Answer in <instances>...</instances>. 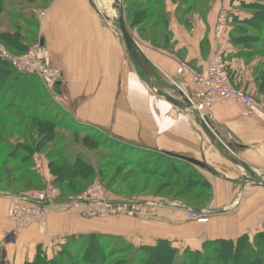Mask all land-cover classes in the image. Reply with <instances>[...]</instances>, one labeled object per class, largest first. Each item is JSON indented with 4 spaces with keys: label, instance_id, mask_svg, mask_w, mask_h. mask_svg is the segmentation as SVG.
I'll use <instances>...</instances> for the list:
<instances>
[{
    "label": "crops",
    "instance_id": "1",
    "mask_svg": "<svg viewBox=\"0 0 264 264\" xmlns=\"http://www.w3.org/2000/svg\"><path fill=\"white\" fill-rule=\"evenodd\" d=\"M134 1L127 0L125 7ZM158 1L168 22L169 42L162 45L140 36L138 31L134 33L155 70L158 89L178 98L181 88H192L189 79L178 73L180 63L205 70L211 55L218 50L226 56L231 81L264 100L258 79L264 73V52L257 50L263 41H239L233 37L235 17L240 21L250 19L252 4L262 0ZM27 2L26 14L13 8L12 3L4 4L6 11L35 20L48 61L63 71V80L53 93L58 108L77 123L111 137L200 160L205 164L200 168L202 176L210 184L208 204L213 207L206 223L189 220L186 210L174 204L163 205L156 218L107 220H85L71 209L53 208L43 232L29 227L16 234L8 210L12 195L16 194L0 193V264L32 262L39 248L53 252L72 234L120 236L136 246H152L167 240L177 247L198 250L210 242L235 241L264 230V188L245 183L244 173L225 157L206 132V136L202 135L198 120L186 109L150 93L138 69L127 60L124 39L111 23V15H116L112 2ZM222 11L229 15V22L227 30L217 36ZM146 30L147 27L139 29ZM212 121L220 140L260 176L258 172H264V113L249 114L242 104L223 100L216 104ZM44 165L43 161L40 173L50 181L52 176Z\"/></svg>",
    "mask_w": 264,
    "mask_h": 264
},
{
    "label": "trees",
    "instance_id": "2",
    "mask_svg": "<svg viewBox=\"0 0 264 264\" xmlns=\"http://www.w3.org/2000/svg\"><path fill=\"white\" fill-rule=\"evenodd\" d=\"M262 1H257L252 4L251 7L253 9V16L250 19L240 21L237 17H235L237 21H234L237 22V26L233 31V37L235 40L239 41H243L244 39H261L263 42L259 45L257 50L264 52V2ZM159 3L160 2L158 0H151L150 7L146 9L145 5L147 4L141 2V0H135L127 7V14L131 20L129 21L133 25H142L141 27L143 28L147 27L143 25L144 21H149L150 19L157 17V20L152 23V31L155 32L157 30L155 33L159 34H149V37L152 42L166 45L169 42V33L167 31L168 22L162 9L159 8ZM0 4V13L5 14V16L0 20V41L3 42L8 49L16 53L25 52L33 45L38 44L39 36L37 34V24L35 20H25V18H23L20 14L6 11L3 0H0ZM20 45H23L22 48L25 49H20ZM0 61L6 67L1 66L2 64L0 62V95H2V98L0 99V167L2 169V173L0 174V183H6L8 186L10 184L18 185L24 181L26 176H28V180H26L27 182L24 185L27 189L24 191L14 188L9 189L10 193L19 195L29 190V188L33 186V184H36V182L39 183V186H41V184L44 186L43 180L40 178L39 173L36 170L34 155L39 153L42 150V147L46 146V144L50 142H53L56 138L61 146H63L64 137H59L55 133L56 119L44 116V112L43 114H40V111L38 110L39 106L36 102L32 107L27 106V99H25L27 96L24 98L22 95L24 93L29 94V91L21 92V90L19 91L20 88H17L14 92L12 91V93H10L12 87L6 81L11 72L28 76L30 74L20 73L7 61L3 59ZM31 77L33 76L31 75ZM34 78L37 79V76H34ZM258 79L260 81L259 91L264 97V73H261ZM22 99L24 100L22 101ZM27 118L29 120H27ZM16 121H21V125L18 124V126L24 127L23 137L19 138V140H13L11 137H8L10 134L8 133L10 127H15L11 123ZM31 126L32 129H30ZM85 130L88 132L89 130L91 131L90 128ZM98 131L94 134H86L81 141L77 138L75 143L79 141L80 143H88L91 140H95V142L102 146H106L111 142L117 143L118 146L122 147L121 150L116 151L114 149L115 146H110L112 148L110 152L102 151L99 155H102L103 158L114 157L115 159L130 165H135L143 174L150 176L161 174V171L164 170L166 165H169L168 168H171V171L167 174L169 180L168 184L171 187L175 186L182 189L179 191L178 195H182V193L184 195V192H186L188 197H192L193 201H197L199 203L203 202L204 204L210 200V184L203 176L205 184L195 186L192 183V179L196 176H194L195 172L192 168L186 175L179 174L178 171L173 168L175 164L176 166H182L184 164L188 165L189 163L176 160L168 155L167 152H157L156 150L144 147L131 141L127 142L126 140L124 141L122 139L108 137L106 134L101 131L99 133ZM37 134L40 135L39 138H36ZM96 146L97 145L94 147ZM127 150L130 153H137L131 156L133 159L130 158L129 155H127L128 157L123 155L126 154L125 152H127ZM54 151L52 155L57 153ZM60 151L61 149L58 150L59 153ZM63 155L64 153L62 152V158L60 160L51 159L49 162L50 172L53 176L52 184L56 185V187L60 189L62 200L69 197H71V199L76 197L86 188L87 180H90L94 177V175H96L94 169L92 168L93 165L89 162H82L80 157L73 158V156L71 157L70 155ZM150 155H152L153 158L155 157V160H147ZM156 159L161 160V166L153 168H149L148 165L143 166V161L145 160H147L149 165L153 166L154 163H150V161L156 162ZM19 160L21 161L19 165H15L13 167L9 166L10 162H17ZM30 165L32 166L31 168H29ZM190 165L191 167L198 168V166L193 164ZM15 173H19L18 176H15ZM112 173L113 170L111 166L104 165L102 176H104V179L108 180L107 183L109 188H112V186L115 185H120L122 182L124 183L128 177L129 179H133L134 177ZM151 181L152 178L151 180L149 178V180L145 183L148 188L151 186ZM128 186L129 187L127 188H129V190H135L136 188V193L139 192L138 187L131 188L130 185ZM159 187L160 185L154 188V191H156ZM156 194L158 193L156 192ZM178 195H176V198H178ZM188 200L191 199L188 198ZM181 202L196 211L203 208L201 206H193L184 200H181ZM206 204L204 206H206ZM68 238L72 240V243L63 247L56 256L49 258L47 254L43 253L41 251L42 249L39 248L35 259L32 262H26L25 264H106L107 260L115 255L128 252L132 254L131 256L136 254L131 251L132 248L136 246L120 236L103 233H88L74 234L73 236H68ZM209 244H214L213 251L216 252L217 257H221L222 260L224 257L225 259L227 258L224 256L225 252L227 255L234 253L236 258L239 257L237 255H240L241 258L239 260H235L234 264H264V232L257 233L254 236V239H252L250 235L246 234L235 241L218 240L207 243L205 246ZM173 249L176 248L173 247L167 240H160L152 246H139V250L134 257L140 262H135L133 264H147L148 260L150 261L148 264H162L168 256L170 257L169 253L172 252ZM186 249L192 251L190 250L191 248ZM112 264H132V262L115 260Z\"/></svg>",
    "mask_w": 264,
    "mask_h": 264
},
{
    "label": "rangeland",
    "instance_id": "3",
    "mask_svg": "<svg viewBox=\"0 0 264 264\" xmlns=\"http://www.w3.org/2000/svg\"><path fill=\"white\" fill-rule=\"evenodd\" d=\"M27 1H29V0H27ZM27 1L26 0H3V2L5 4L6 3L7 4L12 3L13 8H15L17 10H21L25 14L28 13V10H26L27 8L25 7V6L29 5L28 4L29 2H27ZM101 1H103V3L109 2L108 0H101ZM121 2L125 3L124 0H121ZM141 2L147 4V5H145L146 9L150 7L151 0H141ZM44 5H45V3L40 5V6L44 7ZM124 6H125V4H124ZM0 8H1V6H0ZM126 9L127 8L125 7V10ZM4 16H5L4 13H0V20ZM111 16L113 18V22H111V23L115 26V28L117 30H119L118 33L121 34L120 28H118L119 23H118L117 14L116 15L113 14ZM126 16H127V24H128L130 33L134 37L135 40H136V38L134 36L135 35L134 33H136V31H138L140 36L147 37L149 40H151L149 37V34H152V35L159 34V33H155V32H157V30L155 32L152 31V23L157 20V17L156 18L154 17V18L150 19L149 21H144L143 25L147 26V30L144 32H141V31H139V28L142 25H139V26L133 25L130 22L131 20L129 19V16L127 14V10H126ZM121 36H122V34H121ZM136 42L138 44L137 40H136ZM0 43L2 45H4L3 42L0 41ZM35 45H39V43L35 44ZM35 45H33V46H35ZM138 46H139V44H138ZM22 47H23V45H20V49ZM258 47H259V45H258ZM22 49H25V48H22ZM125 49H127L126 44H125ZM10 51L12 52V50H10ZM27 51L28 50H26L25 52H27ZM25 52H19V53L12 52V53L24 54ZM126 52L128 54L127 60L129 62L131 61L132 64L134 65V67L136 68L135 64L133 63V61H132V59L128 53V50H126ZM0 60H2L1 57H0ZM1 64H2V62H1ZM1 66L5 67L3 64ZM138 72L140 73L141 79L145 82L150 93L152 95H154L156 98H160V97L156 96L151 91V89L149 87V84L151 81L141 71L138 70ZM32 76L33 77H31V75L28 76V75H23V74L11 72L9 74V77L7 78V81H6L12 87V90H10V93H12V91L14 92V90H16L17 88H20L19 91L21 90V92L29 91V94L24 93L22 95L24 98L27 96V98H25V99H27V103H26L27 106L32 107L34 105V103L36 102V104L39 106L38 110L40 111V114H43V112H44L45 113L44 116H48L51 119L52 118L56 119L55 120L56 121L55 133L59 137L63 136L64 141H63V146H61V144L59 143V141L56 138L53 142H50V143L46 144V146L42 147V150L39 153H36L34 155L35 156L34 160H35L36 170L39 173L40 178L43 180L44 186H42V184H41V186H39V183L36 182V184H33V186H31L29 188V190L23 192V194L27 193V192L35 191V190H44L49 185H53L56 187V185L52 184V179L50 181H48L45 177H43L41 175L40 169L42 167V162L44 161V163H45L44 167L48 166V169L50 172V168H49L50 160L51 159L52 160H56V159L60 160L62 158V152H63L64 155H70L71 157L73 156V158L80 157V160L82 162H89L91 165H93L92 168L94 169L96 175H94V177L91 178L90 180H87L86 188L82 192H80V194L85 192L87 189L91 188L95 183H101L102 186L104 187L105 195H110L113 199H116V200H123V201L124 200H126V201L127 200H133V201H148V202L149 201H157L158 205H159V203H161V205L162 204L165 205L164 203H169L170 205H172V204L175 205V204H177L176 200H178V201L184 200L193 206L203 207L202 209H200L201 211L202 210H209L211 212L212 207H213L211 203L208 204V202H205V204L207 203L208 205L206 204L207 206H204L205 204L203 202L199 203L197 201H193L192 197H188L186 192H184V195H183V193H182V195H178L179 191H181L182 189L177 188L175 186L171 187L168 184L169 180H168L167 174L171 171V168H168L169 165H166L164 170L161 171V174H163V175H161V174H158L156 176L145 175L135 165H130L128 163H125L123 161L115 159L114 157L103 158L102 155H99L100 152L102 153V151L110 152V150L112 149L110 146H115L114 149L116 151L121 150L122 147L118 146L117 143L111 142V143H108L106 146L99 145V143L95 142V140H91L88 143L87 142L86 143L85 142L80 143V141L84 138V136L86 134H88V133L94 134L98 130H95L93 127H90V126H87V125H84L81 123H77L76 120H74V118L70 117V115L67 114L64 110H62L61 108H58L57 104L55 103V101L53 99V93L56 91L55 90L56 85H53L52 87H47L46 84L44 83V81H42L40 78L37 77V79H39V80H37L36 78H34V75H32ZM49 88H51V89H49ZM45 91H46V93H45ZM254 94H255L256 98L258 99V101L261 104H263V106H264V100L258 98L256 93H254ZM1 98H2V95H0V99ZM160 99H162V98H160ZM23 100L24 99H22V101ZM162 100H164V99H162ZM19 102H20V100H19ZM187 112H189V114H191L193 116V118H195L197 120L196 116L191 111L187 110ZM248 113L252 114V112H248ZM27 120H29V119L27 118ZM11 124H13L15 127H13L14 129L10 127V130L8 131V133H10V134L8 137H11L13 140H19V138L23 137L24 127L18 126V124L21 125V121L12 122ZM16 126H18V127H16ZM79 128H81V129H79ZM87 128L88 129L90 128L91 131L90 130H89V132L86 131L85 129H87ZM198 128L202 132L203 136L207 135L205 133V131L203 130V128L201 127V125L199 124V122H198ZM30 129H32V126L30 127ZM98 132L100 133V130ZM102 133L106 134L105 132H102ZM106 135L108 137H111L109 134H106ZM39 136L40 135L37 134L36 138H39ZM77 138L80 141L75 143ZM102 139H104V138H102ZM84 143L86 146L84 145ZM71 144H74V145H71ZM95 145H97V146L94 147ZM64 146H65V148H64ZM60 149L62 152L60 151V153H59L58 150H60ZM54 150H57V151H54ZM53 151L57 152V153L52 155ZM123 152H124V150H123ZM125 153L126 154H123V155H125V156L129 155L130 158H132L131 157L132 155L137 154L136 152L130 153L128 150ZM36 157H37V159H36ZM153 159L155 160V157L153 158V156L150 155V157L147 160H153ZM147 160L143 161L144 162L143 166L148 165L149 168H153V167H159L162 165L161 160H159V159H156L157 160L156 162L150 161V163H152V162L154 163L153 166L149 165V163H147ZM20 162H21L20 160L17 162H10L9 166L13 167L15 165H19ZM104 165L111 166V168L113 170L112 174H123L124 176H134V177H133V179H131V178L129 179V177H128V179L126 181H124V183L122 182V184H120V185H115V186H112V188H109L108 183H107L108 180L104 179V176H102ZM174 166H173V168L176 171H178V173L181 175H183V174L186 175L190 171V169L192 168L195 172L194 176H196L195 178L192 179L193 185L196 186V185L205 184L204 178L202 177V173H201L202 169H200L201 167H198V168L191 167L190 163L188 165L184 164L182 166H180V165L176 166V164H175ZM31 167L32 166L30 165L29 168H31ZM237 168H239L244 173V180L246 181L245 183H248V184L253 183L254 184L253 178L246 173V171L243 167L238 166ZM1 173H2V169L0 167V174ZM258 173L260 175L259 177L264 180V172L259 171ZM18 174L19 173H15V176H18ZM50 174H51V172H50ZM51 176H52V174H51ZM149 178H150V180L152 178V181L150 182V184H151L150 188H148L147 185H145V183L147 182V180H149ZM26 180H28V176H26V178H24V181L18 185L10 184L8 186L6 183H0V193H2V194L10 193L9 189H13V188L24 191L25 189H27L24 187L25 183L27 182ZM128 185H130L131 188L138 187L139 192L136 193V191H137L136 188H135V190H132V189L129 190V188H127V187H129ZM159 185H160V187L157 188L156 191H154V188L158 187ZM58 186H60V185H58ZM168 186H170V187H168ZM185 186H187V185H185ZM56 188L58 190L57 195H56V201L59 204L55 205L53 208H63V210H70L71 209L73 212L79 214V216H81V218L85 219V220H107V219H120V218H135V217H139V216H148L149 218H156L159 216V212H160L161 207H162V206L157 207L156 210L154 211V213L151 212L152 210H154V209H152V206L147 205V206L139 207L136 210L131 211V212H127V213L123 212L119 216H106V217L89 216L88 214H86V211L83 208H81L77 205H74V203H73V199L76 198L79 194L72 199H71V197H69V198L62 200L60 189L58 187H56ZM156 192L158 194H156ZM176 195H178V198H176L177 197ZM188 198L191 200H188ZM184 205H186V204H184ZM52 209H51V211H52ZM50 214H51V212H50ZM211 214H212V212H211ZM49 217H50V215H49ZM189 220H192V219H189ZM193 221L197 222L194 219H193ZM12 222H13L16 234L21 232V230H24V229H21V230L17 229L13 220H12ZM48 224H49V219H48L47 226H48ZM47 226L45 227V229L47 228ZM29 227H36L40 232H43L45 230L44 228L41 229L37 225H31ZM261 232H264V230ZM73 235L74 234H72L71 236H73ZM254 236L251 235V238L254 239ZM69 243H72V240H70V238L66 237L63 240V242L59 245V247H56L53 252L51 251V252L47 253L48 252L47 250H44L42 248H40V249H42L41 251L43 253H46L49 258H52V257L56 256L62 250L63 247L69 245ZM245 245H248V244H245ZM172 246L175 247L176 249H173V251L169 253L171 258L168 256L167 257L168 259L166 258L162 264H234L235 260H239L241 258L240 255H237L239 257L236 258V256H234L235 255L234 253L227 255L224 252V256H226L227 258L225 259V257L223 256L224 258L222 260V258L217 257L216 252L213 251L214 244H209V245L204 246L203 248L198 249V250L189 248L192 251H189L188 249L183 248V247H177L174 245H172ZM138 250H139V245L132 248L131 251L135 252L137 254ZM131 255L132 254L129 252L128 253H121L120 255H115L114 257L109 258L107 260L106 264H112L115 260H122V262H132V264L135 262H137V263L140 262V261H138V259H135V257H134L135 255L134 256H131ZM149 262L150 261L148 260L147 264Z\"/></svg>",
    "mask_w": 264,
    "mask_h": 264
},
{
    "label": "built area",
    "instance_id": "4",
    "mask_svg": "<svg viewBox=\"0 0 264 264\" xmlns=\"http://www.w3.org/2000/svg\"><path fill=\"white\" fill-rule=\"evenodd\" d=\"M228 14L222 11L217 22V36L227 30ZM0 57L11 64L20 73L30 74L40 78L47 87L57 85L63 80V71L51 64L43 48L35 45L24 54H14L0 43ZM178 73L185 76L191 83V102L196 111L203 117L210 119L215 114L216 104L223 100L236 101L244 106L247 112L264 113V106L255 94L245 87L235 85L228 71L226 56L222 51L216 50L209 59L205 70H198L186 62L180 63ZM180 90L186 91V88ZM57 188L49 185L44 190H35L19 195H12L9 203V216L14 221L17 229H25L37 225L45 229L51 209L58 205L56 201ZM74 205L83 208L89 216H119L123 212H131L139 207L150 205L154 213L157 207L163 206L157 201L116 200L110 195H105L101 183H95L91 188L73 199ZM168 205L169 203H164ZM158 205V206H157ZM170 205V204H169ZM177 207L186 210L187 217L199 223L209 221V210L196 211L188 206L177 203Z\"/></svg>",
    "mask_w": 264,
    "mask_h": 264
},
{
    "label": "water",
    "instance_id": "5",
    "mask_svg": "<svg viewBox=\"0 0 264 264\" xmlns=\"http://www.w3.org/2000/svg\"><path fill=\"white\" fill-rule=\"evenodd\" d=\"M112 2V9L115 10L118 16L119 28L126 44L128 53L135 64L136 68L141 71L151 82L149 87L151 91L158 97L164 99L165 101L171 103L172 105L186 109L191 111L197 118L199 124L203 128V130L208 134L211 138L212 142L219 148V150L225 155V157L230 160L235 165L241 166L245 169L246 173L253 178L254 184L258 187L264 188V180L261 179L258 174L241 158H239L236 153L231 149L230 146L224 144L220 138L217 136L215 132V124L212 119L202 116L198 111H196L192 105V91L191 89H186V91H179V98L175 96H171L162 90L158 89L156 86V74L153 66L149 62V60L144 55L143 51L138 46L136 40L131 35L128 24H127V16L124 4L127 0H124L125 3H122L121 0H108ZM40 47H44L43 38L40 39L39 42ZM172 158L176 160L185 161L187 163L193 164L195 166L204 168L205 164L200 160H197L192 157H188L178 153H167ZM8 195V194H7Z\"/></svg>",
    "mask_w": 264,
    "mask_h": 264
}]
</instances>
